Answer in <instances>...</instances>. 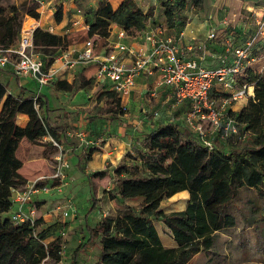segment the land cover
Returning a JSON list of instances; mask_svg holds the SVG:
<instances>
[{
  "label": "trees",
  "instance_id": "1",
  "mask_svg": "<svg viewBox=\"0 0 264 264\" xmlns=\"http://www.w3.org/2000/svg\"><path fill=\"white\" fill-rule=\"evenodd\" d=\"M68 1L81 5L84 0ZM96 5L94 19L87 20L88 28L58 34L37 27L33 33L36 50L49 63L60 49L90 37L98 50L107 42L113 25L135 36L149 25L155 11V6L145 10L136 0H122L116 8L110 0H96ZM189 6L203 10L205 0H162L163 18L169 31H180L190 22L183 14ZM39 7L38 0H26L8 8L0 5V45H13L20 36L24 17L38 19ZM54 15L57 23L62 22L61 4ZM89 82H94V77ZM55 83L62 89L69 87L66 80ZM238 84L254 87V95L245 106L229 111L238 131V139L232 142L238 144L229 152L216 146L209 148L178 122L158 121L114 168L115 186L107 193L123 207L91 226L88 217L98 203L97 198H92L83 217V240L76 249L74 264L78 261L77 254L86 250L95 237L99 239L102 264H188L195 255L210 251L220 232L236 225V216L230 208L237 202L242 188L255 187L264 195V69L248 68L238 77ZM101 98L116 105L117 108L111 109L113 113H126L115 92L105 90ZM50 111L48 101L40 95L37 99L23 92L15 95L0 82V264L62 261L61 232L69 222L47 223L39 215L33 222L15 223L2 210L11 208L12 190L27 183L19 172L23 162L16 153L22 140L34 141L46 135L60 140V134L65 131L63 126L50 123ZM20 113L28 116L25 126L17 122ZM246 134L248 141L242 144ZM95 149L86 153V160L91 159ZM182 190L189 192L185 209L165 212L161 207L163 200ZM136 200H140L138 205L125 204ZM262 212L264 215V208ZM154 219L164 223L176 246L163 245Z\"/></svg>",
  "mask_w": 264,
  "mask_h": 264
},
{
  "label": "rangeland",
  "instance_id": "2",
  "mask_svg": "<svg viewBox=\"0 0 264 264\" xmlns=\"http://www.w3.org/2000/svg\"><path fill=\"white\" fill-rule=\"evenodd\" d=\"M26 0H0V5L8 8L15 4L20 5ZM121 0H110L115 7ZM138 4L145 10L151 6H155V11L152 18L149 21V25L155 26L162 24L167 28L163 12L161 9L162 0H136ZM40 3L39 18L43 27H48L49 24L54 25L60 34H65L72 31V17L76 13V7L82 9V14L85 21L91 22L95 16L96 0H84L81 5H76L72 1L68 0H38ZM63 6V20L56 26L55 11L59 5ZM183 14L187 16L190 21L186 26L182 27L180 31L170 29L169 32H183L188 39H194L197 41H204L206 49L197 47L194 52V56L205 66L217 65L221 62L223 54L232 55V49L234 46L242 43L247 39L256 26V19L264 16V0H205V7L203 10H196L194 7L189 6L183 11ZM26 25L29 26L32 22L28 16L24 17ZM212 24V25H211ZM116 27L113 26V30ZM210 32L215 33L213 39L206 40ZM114 40L115 36H111ZM82 42V41H81ZM80 43V42H77ZM76 44V43H75ZM108 41L104 42L101 46L106 47ZM110 45V44H109ZM109 47V46H108ZM252 55H257V60L253 61L252 67L255 70L264 69V44L259 46L252 52ZM94 67H83L78 70L72 71L68 74V78L65 79L69 83L67 89H62L53 83L51 85H44L41 87L42 93L39 95H46L48 106L53 111L51 116V122L53 125H62L65 132L70 131L73 134L74 144H79L82 148L81 152L86 155L88 150L93 148H100L103 146L107 139L118 135L115 130H105L103 133L96 135L89 133L86 137L81 138L78 136V132L82 130L81 123L89 121L91 124L101 125L104 121H111L117 123L120 119V114H115L111 111L112 108H117L116 105H112L104 98H101V94L104 89L102 86L95 82H89L92 77ZM31 85L35 86L34 83ZM218 88V86L215 87ZM164 94L165 89H161ZM141 93V92H140ZM40 95V96H41ZM137 95L138 92H137ZM143 100L145 98L142 93ZM217 97V96H214ZM139 99L134 100L129 104V108L126 114L127 121L138 119L143 125V121L140 117V108L150 109L155 106L149 102H142ZM217 99V98H216ZM218 101V100H217ZM232 105V104H231ZM158 107V106H157ZM160 107V106H159ZM166 108L168 106H165ZM166 111L163 108V114ZM182 109L175 112L177 116L176 122L183 125ZM44 114V112H43ZM93 116H98L97 120H93ZM150 118L148 115H146ZM164 118L166 115H163ZM151 120V121H149ZM151 126H155L159 120L149 119ZM161 120V119H160ZM94 121V122H93ZM125 122V121H124ZM110 123V122H109ZM86 124H89L88 122ZM126 127H131L124 130L121 134L130 146V150L133 147L138 146V140L140 136L136 135V128L133 124L120 123ZM226 125L225 118L220 120L219 128H215L209 120L202 122L203 128H205L207 137L211 139L215 146L229 150L231 148L229 141L221 136V131ZM185 127V126H184ZM130 129V130H129ZM91 129L89 128L88 132ZM130 132V133H129ZM86 133V132H85ZM231 132H229L230 134ZM130 134V135H129ZM138 136V137H137ZM231 137V136H230ZM50 139V135H48ZM66 148L67 158L71 159L73 154L72 149L66 145V140H58ZM52 144V142L50 141ZM41 143H38L35 149H39ZM108 147L112 151H116V144H109ZM50 154L54 156L59 152V149L52 145ZM26 146L23 145L20 149V155L25 157ZM72 168L67 172L68 184L60 187L53 188L48 194L44 195L41 202L38 204L41 206L40 214H48L46 219L47 223L55 221H69L70 226L65 228L62 232V238L64 240V247L62 250V261L60 264H74L76 249L81 245L83 237L81 236V225L83 215L88 211L92 198H97V208L89 214L88 224L95 226L104 215H115L123 204L117 200H111L107 193L108 190L113 189L114 183V166L119 163L117 161H111L107 158V161L102 164L101 167L90 169L86 167L85 163L79 164L72 160ZM49 167V174L53 170L54 160L42 161ZM88 169V173L85 169ZM106 171V175H97L101 171ZM28 169L25 170V172ZM75 171L78 174L72 179L71 172ZM51 186L58 184V181L48 180ZM187 192L182 191L174 194L172 197L166 199L162 203V208L166 212L178 211L184 208ZM69 201L72 203L71 212L72 215L65 216L59 212L58 206H66L68 208ZM140 200L127 201L125 204L138 205ZM43 205V206H42ZM264 195L259 193L255 189L244 188L241 190L237 202L231 206V210L236 216V225L232 228L224 230L218 234L216 245L210 251H203L193 257L188 264H264ZM69 209V208H68ZM156 229L158 230L162 241L169 245L172 242V237L167 231V227L160 220H153ZM88 235V233H87ZM77 264H102L104 259L101 255V248L98 237H95L93 241L86 247V250L79 252L76 256ZM48 264V263H41Z\"/></svg>",
  "mask_w": 264,
  "mask_h": 264
},
{
  "label": "built area",
  "instance_id": "3",
  "mask_svg": "<svg viewBox=\"0 0 264 264\" xmlns=\"http://www.w3.org/2000/svg\"><path fill=\"white\" fill-rule=\"evenodd\" d=\"M29 18L32 19L31 24L27 26V21H23L20 36L13 45H0V68H11L16 76L34 79L40 86H44L67 79L72 71L92 66L95 69L94 82L102 86L104 91L115 92L126 113L138 79L149 78L152 80L142 89L145 95L143 102L156 106L144 110V114L150 117L146 116L148 120H160L166 115L164 120L176 122L175 112L183 108V125L209 148L215 145L207 137L202 122L209 120L217 129L220 120L225 118L223 134L237 131L236 122L228 116L227 107L232 101L253 93V85H239L238 77L252 67L253 61L257 59L252 52L264 44V16L256 19L251 35L234 46L232 55L223 54L221 62L212 66L203 65L194 56L197 47L206 49V42L188 40L183 32L171 33L162 24L147 25L135 36L113 25L116 28L113 30L112 27L107 40L110 45L96 50L94 38L90 37L60 49L49 63L44 54L36 50L33 42V33L37 27H41L40 21ZM71 22L73 30L88 28L79 7H76ZM46 30L54 33L57 31L54 25H49ZM111 36H115V39L112 40ZM214 37L215 33L210 32L206 40ZM216 86L219 91H229L220 102L212 96ZM161 89H165L164 94ZM38 95H35V99ZM163 108L166 109L164 114ZM77 134L81 138L86 137L83 130ZM50 141L59 149L54 156L53 170L12 190L10 217L15 223L33 222L40 215L38 197L48 194L53 188L68 184L67 172L71 169V161L67 158L66 149L51 136ZM49 179L58 181V184L51 186ZM71 207L69 201V209L64 205L57 209L63 215L70 216Z\"/></svg>",
  "mask_w": 264,
  "mask_h": 264
},
{
  "label": "crops",
  "instance_id": "4",
  "mask_svg": "<svg viewBox=\"0 0 264 264\" xmlns=\"http://www.w3.org/2000/svg\"><path fill=\"white\" fill-rule=\"evenodd\" d=\"M120 2L115 6V8L120 4ZM49 25H51V24H49ZM57 25H59V23H56V26ZM41 27L44 28V29L47 28V27H43L42 25H41ZM55 33L60 34L61 32L59 30H57ZM188 40H194V39H188ZM256 58H258L257 55H256ZM88 67L93 68L92 66H87V68ZM92 77H93V75H92ZM151 80L152 79L144 78V77H141V78L138 79L137 86H136V88L133 91L132 96H131L130 104L133 103L134 100L139 99V96H141L140 101L143 100V97H142L143 90L142 89L145 86V84L149 83V81H151ZM0 82H2L3 84H5L6 87L8 88V90L10 92H12L13 94H15V95H18L21 92H23L25 96H35L36 94H39L40 92L42 93L41 87H43V86L40 87V85L34 79L25 78V77H17L13 73V71L11 70V68H0ZM32 83H34L35 86L31 85ZM214 90H215V88L213 89V91ZM215 91L217 93H213L212 92V96H213L214 99L217 98L216 99V101L218 100L217 102H220L229 93V91H227V90L219 91L217 88H216ZM137 92H138L139 95H137ZM253 95H254V88H253L252 95H249V96H247L245 98H242V99H239V100L232 101L228 105V107H227L228 111H230V110H232V111H238V110H240L243 106H245L247 104L249 98L251 96H253ZM214 96H217V97H214ZM41 97L43 99H46L47 100L46 95H41ZM133 98H134V100H133ZM144 110H145V108H140V117H141V119L143 121H145V122H143V125H141V121L138 120V119H134V120H132V122L130 120L127 121L126 119H129V118H127L126 115H120V119H118L117 123H115V122L112 123L111 121H104L101 125H98V123H96L95 124L96 126H94L88 120L82 122L81 123V125H83L82 126V130L84 132H86V136L89 133H91V132H92V134L96 135L98 133L99 134L100 133H103L105 130H109V131L115 130L118 133L117 136L107 139V142H105L103 144V146H101L100 148H96L95 151L92 153V157H91L90 160H86V158H85L86 155H84L81 152L82 151L81 150L82 148L79 147V144H74L72 142V141H74L73 140L74 138H73V135H72L73 133L72 132H70V131H67V132L64 131V132H62L60 134V139H63V140L65 139L66 140L67 147L72 149L73 154L71 155V159L72 160H75V162H77L79 164H82V162H86L85 163L86 167L90 168L91 170L94 169V168H96V167H101L102 164H104V162L107 161V158H110L111 161L120 162L122 160V158L124 157V155L126 154V152L130 150L129 144L127 143L126 139H124L121 134L123 133L124 130L126 131V133H128L127 132V129L128 128H131V127L124 128V126L121 125L120 123H127V124L129 123V124L137 125V126H135L136 128H133L131 130L133 131L135 129L136 135L142 137V134H144L145 132H148L153 127V126H151V123L149 122L151 120L147 121L148 119H147L146 115L144 114ZM52 112L53 111H50L48 113V117H49V121L50 122H51V116L53 114ZM92 119L93 120H97L98 119V116H93ZM161 120H164V118L161 119ZM17 122H18L19 125L25 126L27 124V122H28V116L26 114H24V113L18 114ZM87 122L89 124H86ZM89 128L91 129L90 132H88ZM237 133H238V131L231 132L228 135H224L223 132L221 131V136L224 137V138H226L229 141L228 143H230L231 148L229 150H225V149L220 148V147H218V148L222 149L225 152H229L233 147H235L238 144L237 142H234V141H233L234 143L232 142V140H236V138L238 139V134ZM230 136L232 138L231 140L228 139ZM246 141H248L247 134L244 137H242L241 143L244 144ZM38 143H41L42 145H40L39 146L40 148L36 150L35 147H36V145ZM109 144H116V146H117L115 148L116 151H112L108 147ZM23 145L26 146L25 157H22L20 155V149H21V147ZM52 145L53 144L50 143V139L48 138V135L43 136L42 138L37 139V140H34V141H30V140H28L26 138H24L22 140V142L19 145V148L17 149V152L16 153H17V156L23 162V165L19 169V172L27 179V182L32 181L33 179H35L40 174L48 173L49 167H48V165H46L45 162H42V161H48V160H52V159L54 160V156L56 154L53 156L52 153L50 154L51 150H49V149L47 150L46 149V147L47 148H51ZM65 149L67 150L66 147H65ZM88 151H90V150H88ZM71 159L69 158L70 161H71ZM118 164L119 163H117L114 166V168ZM71 168H72V161H71ZM27 169H28V173H27V171L25 172V170H27ZM85 171L88 173L89 170L86 168ZM70 176L72 177V179L74 177H76V180L79 177L78 174L75 171L71 172ZM250 188L257 190L255 187H250ZM242 189H244V188H242ZM182 191H186L187 194H188V196H187V199H186L185 206L181 210L185 209V207L187 206L188 201H189V192L187 190H182ZM182 191H179V192H182ZM179 192H177V193H179ZM44 195H46V194L40 195L38 197V200H37V206L39 208V211H40L41 206L38 203L41 202V200L43 199ZM172 196H170V197H172ZM170 197H168V198H170ZM168 198H166V199H168ZM166 199H164V200H166ZM161 207H162V204H161ZM2 210H3V214L8 216V215H10V213L12 211V208H9V209L4 208ZM167 213H169V212H167ZM39 214H40V212H39ZM40 215H42L44 217V219L47 221L46 217H47L48 214H40ZM83 217H84V215H83ZM64 222H69V221H64ZM83 222H84V219L82 220V225H83ZM82 225H81V230H82ZM161 241H162V239H161ZM162 243H163V245H165L167 247H174V246H176V242H175V240L173 238H172L171 244H169V245H166L163 241H162Z\"/></svg>",
  "mask_w": 264,
  "mask_h": 264
},
{
  "label": "bare ground",
  "instance_id": "5",
  "mask_svg": "<svg viewBox=\"0 0 264 264\" xmlns=\"http://www.w3.org/2000/svg\"><path fill=\"white\" fill-rule=\"evenodd\" d=\"M251 90H252V88H251Z\"/></svg>",
  "mask_w": 264,
  "mask_h": 264
}]
</instances>
